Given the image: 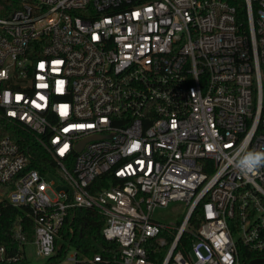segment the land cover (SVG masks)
Segmentation results:
<instances>
[{
  "label": "built area",
  "instance_id": "obj_1",
  "mask_svg": "<svg viewBox=\"0 0 264 264\" xmlns=\"http://www.w3.org/2000/svg\"><path fill=\"white\" fill-rule=\"evenodd\" d=\"M13 1L0 15V117L13 129L0 126V208L29 206L35 238L0 243V264L30 244L46 261L85 207L105 216L120 264L264 253V161L245 163L264 152V0L243 13L230 0ZM172 202L183 217L162 222Z\"/></svg>",
  "mask_w": 264,
  "mask_h": 264
},
{
  "label": "trees",
  "instance_id": "obj_2",
  "mask_svg": "<svg viewBox=\"0 0 264 264\" xmlns=\"http://www.w3.org/2000/svg\"><path fill=\"white\" fill-rule=\"evenodd\" d=\"M16 1V0H15ZM236 4L239 13L245 12V3L243 0H230ZM0 15L8 16L16 8L13 0H0ZM13 3V7H12ZM0 126L3 134H11L13 129L9 127L7 120L0 117ZM23 134V133H22ZM30 141V152H38L46 162H50L44 151L36 147L34 136L26 131L24 134ZM13 137H17L14 133ZM33 166L39 168L42 172L46 169L40 162L35 161ZM9 187L0 183V192L7 193ZM198 213L192 217V225L196 224ZM106 218L97 208H78L72 219L63 227L56 239V252L48 258L44 264H60L66 259L70 250L74 249L80 259L91 257L95 253H102L105 258L111 261L107 264H120L118 260L119 244L107 240L102 234V228L105 225ZM70 225V227H69ZM71 228V230H70ZM35 238L34 219L29 206H4L0 208V243L5 245L10 251H17L22 243L31 242ZM190 243V238L185 236L182 242ZM241 259L244 264H250L256 258H264V253L251 251L245 245L240 244ZM150 256L155 260H160V255L154 251L150 252ZM159 258V259H158ZM1 264H31L28 259H22L17 262H3ZM77 264H88L82 262ZM261 264H264L261 263Z\"/></svg>",
  "mask_w": 264,
  "mask_h": 264
},
{
  "label": "rangeland",
  "instance_id": "obj_3",
  "mask_svg": "<svg viewBox=\"0 0 264 264\" xmlns=\"http://www.w3.org/2000/svg\"><path fill=\"white\" fill-rule=\"evenodd\" d=\"M1 198V197H0ZM185 207L181 202H172L168 208H160L156 211V216L162 222H175L183 217ZM70 254V253H69ZM69 254L60 264H72V261L68 260ZM27 257L31 264H40L45 261V258L37 257L35 254V246L30 244L27 246Z\"/></svg>",
  "mask_w": 264,
  "mask_h": 264
},
{
  "label": "clouds",
  "instance_id": "obj_4",
  "mask_svg": "<svg viewBox=\"0 0 264 264\" xmlns=\"http://www.w3.org/2000/svg\"><path fill=\"white\" fill-rule=\"evenodd\" d=\"M261 161H264V152H252L246 157L245 163L249 169H255Z\"/></svg>",
  "mask_w": 264,
  "mask_h": 264
},
{
  "label": "water",
  "instance_id": "obj_5",
  "mask_svg": "<svg viewBox=\"0 0 264 264\" xmlns=\"http://www.w3.org/2000/svg\"><path fill=\"white\" fill-rule=\"evenodd\" d=\"M263 262H264V258H256L252 260L250 264H261Z\"/></svg>",
  "mask_w": 264,
  "mask_h": 264
}]
</instances>
